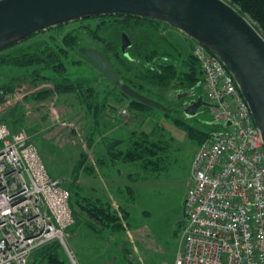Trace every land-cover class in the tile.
Returning <instances> with one entry per match:
<instances>
[{
	"label": "rangeland",
	"instance_id": "obj_1",
	"mask_svg": "<svg viewBox=\"0 0 264 264\" xmlns=\"http://www.w3.org/2000/svg\"><path fill=\"white\" fill-rule=\"evenodd\" d=\"M83 24L95 28L98 20H85ZM79 26L81 22H74L59 31L37 34L20 46L53 35L61 40L65 33L80 30ZM158 30L176 44L192 43L191 38L173 27L161 25ZM83 37L85 44L102 46L89 33H83ZM79 59L83 57L78 52L65 58L68 65L65 76L75 81L84 78L83 90L91 86L95 90L93 106L106 107H97L98 111L90 109L83 93H58L54 84L47 81L32 84L29 81L32 72L43 65L7 67L0 71V83L13 77L23 81L5 93L0 102V117H5L11 128L26 130L39 146L50 174L72 188L77 219L66 232V242L78 264H174L184 247L185 200L193 183V162L201 143V137L194 136L188 126L186 130L175 119L212 134L221 129L217 111L204 108L187 118L182 109L168 116L161 110L149 109L143 121L135 122V135L146 134L149 148L165 150L156 165L145 167L143 161L123 162L121 152H127L128 144L116 148L112 145L130 135V130L122 126L129 121L130 112L121 109L129 100L122 99L116 86L93 63L83 60L73 64ZM112 62L116 65L117 61L113 58ZM204 88L203 84L201 91ZM44 89H51L53 95L36 99L35 94ZM184 92L175 88L164 92L165 103L158 99L175 108L180 103L176 97ZM205 98L208 99L206 95ZM118 119H124L125 123ZM100 208L112 217L104 216ZM115 216L120 220L116 227ZM58 254L66 264H73L62 243Z\"/></svg>",
	"mask_w": 264,
	"mask_h": 264
},
{
	"label": "built area",
	"instance_id": "obj_2",
	"mask_svg": "<svg viewBox=\"0 0 264 264\" xmlns=\"http://www.w3.org/2000/svg\"><path fill=\"white\" fill-rule=\"evenodd\" d=\"M194 54L221 129L194 159L184 247L174 264H264L263 140L223 62L200 43ZM75 222L70 189L52 177L28 132L0 123V264H28L35 250L55 241L78 264L66 242Z\"/></svg>",
	"mask_w": 264,
	"mask_h": 264
},
{
	"label": "trees",
	"instance_id": "obj_3",
	"mask_svg": "<svg viewBox=\"0 0 264 264\" xmlns=\"http://www.w3.org/2000/svg\"><path fill=\"white\" fill-rule=\"evenodd\" d=\"M229 1L236 6L242 14L249 16L264 35V0ZM92 19L98 20V25L95 28L83 24V21ZM74 22H81V26H79L81 29L77 32L76 30H71L65 33L61 40H56V35H53L48 37V39L32 42L25 47L20 46L37 34L55 29L59 31V29H63L64 26ZM161 25L167 26L153 19L124 14L85 17L35 33L21 42H17L0 50V71L7 67L28 68L43 65V68L36 69L32 72L33 75L29 79L32 84L38 85L47 81L54 84L55 90L58 93L70 91H79L81 94L83 93L90 109L106 107L103 104H96V106H93L92 102L94 101L96 103L94 99L95 90L91 88L92 86L89 90H83L84 87H82V83L84 78H81L80 81H75L65 76L68 70L65 58H67L70 53L78 52L81 46L92 47L91 45L85 44L83 40V33H89L95 40H98L102 44L101 47H94L103 51L121 79L138 92L157 100H159L158 98H162L164 103V92L175 88L179 90H193L197 94L204 95V91H201L202 85L204 84L203 72L201 64L194 54L196 43L192 41L189 46L182 47L176 44L174 40H168L166 36L161 35L158 30V27ZM124 34H126L131 41V46L127 54H125L122 49ZM113 58L117 61L116 65L112 62ZM83 60L92 63L83 57L81 60H75L73 64H79ZM49 70L53 72H49ZM51 73H53V75L48 76ZM20 81H23V79L19 80L13 77V79L9 81L0 83V102L3 101L5 93L15 88L21 83ZM154 88H158L162 90V92L157 93ZM116 89L117 92L120 93L122 99L125 98L129 100L128 105H121V107H123L121 109L122 111L124 109L130 112L133 119H137V121L141 122L146 118L143 115L145 114V116H147V111L149 109H155L130 98L121 92L117 86ZM51 95H53L51 89H44L37 92L35 98L45 99ZM166 105L173 109L172 113L179 112L178 109H180V106L174 108L169 104ZM96 111H98V109ZM165 114L167 116L170 115L169 113ZM6 121L5 117H0V123H5L11 128ZM175 121L182 124L186 130H188V128H186V126H188L190 133L194 136L201 137V143L211 134L207 131L201 132L189 126V124L186 125L184 122H180L176 119ZM11 129L13 131L20 130ZM142 135L143 134H141L140 137ZM140 137L136 136L135 132L131 135L130 140L127 142L129 146L127 152L125 154L121 152V156L124 159H122V161H143L145 167L150 166V164H157L160 154L165 149L163 148L160 151V148L156 146V149L153 147L149 148L148 144L150 140L148 135L145 134L141 138ZM122 143L123 141L118 140L114 142L112 146L116 148ZM201 143L199 145H201ZM111 150L112 149H109V151ZM143 151L144 154L142 153ZM150 156L157 158L154 160V158ZM115 159L118 160L119 158ZM68 188L71 191V207L75 219H77V214L73 208V190L70 187ZM100 211L103 214L105 213L104 216L112 217L107 210L103 212L100 208ZM113 219L117 220L115 227L119 226L118 221L120 220L118 217L115 216ZM59 249L60 243L58 241L46 244L32 253L28 264H66L58 254Z\"/></svg>",
	"mask_w": 264,
	"mask_h": 264
},
{
	"label": "water",
	"instance_id": "obj_4",
	"mask_svg": "<svg viewBox=\"0 0 264 264\" xmlns=\"http://www.w3.org/2000/svg\"><path fill=\"white\" fill-rule=\"evenodd\" d=\"M111 14L159 21L214 53L233 75L264 143V35L229 0H0V50L52 27ZM130 46L131 41L124 34L125 54ZM78 52L130 98L165 113L173 112L163 102L124 82L103 51L81 46ZM192 92L186 91L183 97ZM201 107L216 105L199 96L187 105L186 117L196 116Z\"/></svg>",
	"mask_w": 264,
	"mask_h": 264
},
{
	"label": "flooded vegetation",
	"instance_id": "obj_5",
	"mask_svg": "<svg viewBox=\"0 0 264 264\" xmlns=\"http://www.w3.org/2000/svg\"><path fill=\"white\" fill-rule=\"evenodd\" d=\"M185 90V89H184ZM180 91V90H179ZM186 91H189V90H186ZM185 94V92L182 94V93H179L178 96L176 98H178V100L180 101V103H178V105L180 106V109H182V111L185 113V109L187 108V105L189 103H191L192 101H195L199 98V96H202L201 94H197L195 93L194 91L192 92V94L188 97H183ZM204 108V107H201L199 108V111ZM198 111V113H199Z\"/></svg>",
	"mask_w": 264,
	"mask_h": 264
},
{
	"label": "crops",
	"instance_id": "obj_6",
	"mask_svg": "<svg viewBox=\"0 0 264 264\" xmlns=\"http://www.w3.org/2000/svg\"><path fill=\"white\" fill-rule=\"evenodd\" d=\"M182 47H183V45H181ZM185 47V46H184ZM111 111V110H110ZM109 111V112H110ZM116 113H118V111H116ZM119 117H121L120 115H119ZM122 118V117H121ZM118 120H121V119H118ZM124 120V119H123ZM123 120H121V121H123ZM125 121V120H124ZM123 121V123H125ZM127 123L126 124H122V126L123 127H127L129 130H130V135L128 136V138H123L121 141H123V143L122 144H120L119 146H123V145H125V144H127V142L130 140V137H131V135H132V133L134 132V126H135V122H137V119H133L132 118V115H131V113H130V119H129V121L127 120L126 121ZM126 125V126H125ZM32 138V136L30 137V139ZM34 142V141H33ZM35 143V142H34ZM37 147H38V149H39V146L37 145V144H35ZM126 147V146H125ZM39 151H40V149H39ZM40 153H41V151H40ZM42 155V154H41ZM42 158H43V156H42ZM43 160H44V158H43ZM118 161H119V159H118ZM45 162V161H44ZM52 175V174H51ZM52 177H55L54 175H52ZM55 178H58V177H55Z\"/></svg>",
	"mask_w": 264,
	"mask_h": 264
}]
</instances>
